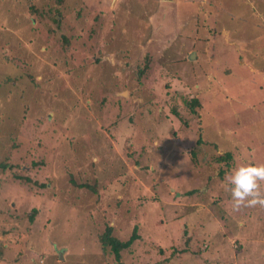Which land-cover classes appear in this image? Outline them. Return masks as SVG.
I'll list each match as a JSON object with an SVG mask.
<instances>
[{
	"label": "rangeland",
	"instance_id": "obj_1",
	"mask_svg": "<svg viewBox=\"0 0 264 264\" xmlns=\"http://www.w3.org/2000/svg\"><path fill=\"white\" fill-rule=\"evenodd\" d=\"M177 1L0 0V78L27 62L0 86V264H264V208L226 181L264 163V0ZM107 222L138 225L120 260Z\"/></svg>",
	"mask_w": 264,
	"mask_h": 264
},
{
	"label": "trees",
	"instance_id": "obj_2",
	"mask_svg": "<svg viewBox=\"0 0 264 264\" xmlns=\"http://www.w3.org/2000/svg\"><path fill=\"white\" fill-rule=\"evenodd\" d=\"M63 1L64 0H57V2H59V3H62ZM27 3L30 4L29 10L32 13H34V12H40L39 9L37 8L38 6L33 2V0H28ZM180 14L181 15H179V21H182V22H184V20L186 21V15L187 14H185V13H180ZM58 15H61V14L58 13ZM184 24H185V22H184ZM63 38H64L63 40H64L65 43H69V38L68 37L63 36ZM8 42L9 41H7V43ZM1 53H3V48L2 47H0V54ZM2 59L3 60L0 61V62H4L5 61V64L8 63V61H10V59H11L10 54L9 53L8 54H5ZM0 60H1V58H0ZM148 63H145L146 65H144L143 67L144 68L146 66L148 67V65H149ZM26 66H27V62L25 60H23V62H21L20 64H17V65L12 62V66L11 67L13 69H16V72L20 71V74L19 75H14L16 72L15 73L13 72V74H11V75H6L4 78H0V86H3L5 88L8 87L7 90H6L7 93H9L8 90L12 93L13 92V88L12 87L15 88L19 84L18 83V78L22 79L24 77L23 74L26 71V68H25ZM144 68L139 71V74H142V73L145 72V69ZM36 77H37V75H35V74L34 75H30L29 74L28 75V83H26L27 88L25 87V91H28L29 88H30V86L32 88H35L36 90L40 89L41 84H42L43 81H42V79L41 80H38ZM21 95H24V94H21ZM14 97H16L17 99H20L21 98L16 92L14 93ZM31 99L32 100H30V102L35 100V98H31ZM25 100H26V102H24V104L26 103L27 106H25L24 109H25V112H27V109L30 110L31 107H30L29 100L26 99V98H25ZM16 101H18V100H16ZM198 102H199L198 99L195 98L192 102H190V106L194 109L195 105H197ZM38 121H42V118H38ZM238 148L239 147L236 148V151H237ZM241 152H242V150H241ZM219 157H220L221 160L226 161V164H227L226 168L227 169L230 168V163L229 162H232L233 163L235 159H239V156L236 155V154H234V151L233 150H231L229 152H226L224 154H221ZM241 161H243V158L240 159V162ZM3 165L6 167L8 164L4 162ZM226 168H224V167L219 168V171H220L221 175L225 172V169ZM15 179H17L20 182L23 181V182H26V183L30 182V180H31L29 178L23 179L21 176H15ZM77 185L80 186V187L90 188V185L87 184V183H80V184H77ZM39 186L43 187L44 189H46L49 192L50 187H49L48 184H46V183H39ZM33 218H34V214H31L30 220L32 221ZM138 238H139L138 225H135L134 226L133 232H132L131 236L127 240H121V239L117 238L114 235V228H113V226L109 225L108 222L105 225L104 231H102L99 234V242L101 243L102 249L104 250V249H108L109 248L110 251H111V253L115 256L116 260H120L121 257H122V251L124 249L130 248L131 245ZM1 256H2V253H1ZM30 264H34V262H32Z\"/></svg>",
	"mask_w": 264,
	"mask_h": 264
},
{
	"label": "clouds",
	"instance_id": "obj_3",
	"mask_svg": "<svg viewBox=\"0 0 264 264\" xmlns=\"http://www.w3.org/2000/svg\"><path fill=\"white\" fill-rule=\"evenodd\" d=\"M233 212L243 208H264V163L237 164L226 175Z\"/></svg>",
	"mask_w": 264,
	"mask_h": 264
},
{
	"label": "crops",
	"instance_id": "obj_4",
	"mask_svg": "<svg viewBox=\"0 0 264 264\" xmlns=\"http://www.w3.org/2000/svg\"><path fill=\"white\" fill-rule=\"evenodd\" d=\"M173 1H175V2H177V3L175 4L174 9H173L172 11L176 12V9H178V11H180V10H184L185 12L187 11L186 9H184V8L182 7V5L180 4L179 1H177V0H173ZM159 3H160V1H159ZM187 7H188V6H187ZM158 8H160V7H158ZM162 8H164V5L162 6ZM162 8H161V17H160L159 19L156 20V23H157V22H160L162 19H164V18H163V15H164L163 13H164V12L162 13ZM164 10H165V8H164ZM176 22H177V19L173 17V22H172L173 28H174V25H175ZM179 22H180V21H179ZM179 22H178L177 26L182 27L183 24H181V23H179ZM191 55H192V54H191ZM233 238H235V237H233ZM238 259H240V258H237V260H238Z\"/></svg>",
	"mask_w": 264,
	"mask_h": 264
},
{
	"label": "water",
	"instance_id": "obj_5",
	"mask_svg": "<svg viewBox=\"0 0 264 264\" xmlns=\"http://www.w3.org/2000/svg\"><path fill=\"white\" fill-rule=\"evenodd\" d=\"M124 94H125V92H124Z\"/></svg>",
	"mask_w": 264,
	"mask_h": 264
}]
</instances>
